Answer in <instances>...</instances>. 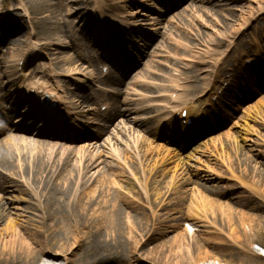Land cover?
<instances>
[{
	"label": "bare ground",
	"instance_id": "1",
	"mask_svg": "<svg viewBox=\"0 0 264 264\" xmlns=\"http://www.w3.org/2000/svg\"><path fill=\"white\" fill-rule=\"evenodd\" d=\"M66 1L57 0V4L50 3L49 7L54 9L62 7L68 11ZM136 1L144 4L149 2V0ZM136 1L91 0L83 11L67 12V18L73 19L72 25L66 21L64 16L57 19L56 23L51 22L52 26L76 28L77 37L71 35L70 32L65 34L61 30L50 35L56 37L55 39L48 36L38 41L39 43H32L33 51L25 50L20 53L12 73H8L4 57L0 58V108L4 109L7 115L16 110L28 90H35L42 96L50 98L58 107L68 110L67 114H63L64 116L73 118L71 125L66 129H63L66 123H60L57 119L44 120L38 124L31 122L26 125L23 115L29 116L32 110L22 108L19 117L9 128L11 133L23 136H9L0 147L4 148L6 154L4 158L0 155V187L5 190H14L17 194V197L11 198L0 195V264H36L37 262L39 264H112L121 262L123 256L128 260L133 259L135 264H146L140 258L141 247L135 244V234L138 228L147 225L148 227L154 226L157 234L180 233L178 231L180 222L192 221L190 208H187V211L183 210L188 192L193 195V192L189 190L190 177L199 176L205 183L219 179L207 170L191 172L181 165L179 169L172 172L171 176H165L169 165L156 162V157L147 148V144L144 145L143 139H138L132 152L133 159L135 158L136 165L138 164L140 176L145 175V170L149 171L151 177L147 179L148 183L156 190L157 187H159L158 190L163 189L162 197L165 198L164 206L166 207L157 214L155 210L149 211L152 209L151 203L146 202L143 209H147L149 215L139 213L142 219L131 216V212L139 209L131 206L126 200L122 191L125 187L120 185L122 183L130 186L125 172L127 168L107 157V150L111 151L112 144H114L111 140L105 139L100 143L97 140L108 132L109 139L116 136V141H118L121 134L134 133L136 128L145 129L147 123L137 117L138 112L144 109L159 113L156 117L160 114L161 116L169 115L170 110H178L181 108L177 105L178 101L188 96V85L181 84L176 101H170L167 106H163L162 110H158L161 103L159 97L162 95L155 97L138 95L134 88L140 81L135 79L125 84L124 90H116L109 94L112 97H122L123 111L117 104H112L108 115L100 114L99 110L96 112L89 107H84V109L88 108L84 113L82 108L89 103L87 98L83 95L72 96V92L75 88L79 89L84 82L93 83L94 78L87 70L93 68L94 65L88 56L90 46L82 45L81 40L85 39L89 44L95 42L94 44H97L101 50L105 44L104 47L113 54L114 52L109 47L110 43L104 42L106 41L104 38L116 39L118 36L123 37L122 35H133L134 33L142 36L140 28H145L144 30L155 38L179 42L184 51L187 70L191 68L194 59L200 60L208 57H216L220 61H232L233 70L239 69L240 71L244 69L241 59L258 61L263 73L260 74V70L256 71L258 80L257 85H254L264 92V0H233L241 1L237 6L231 5L229 0H181L180 6H184V10L169 18L167 17L179 8L177 0H173L171 5H168L171 8L165 10V16L159 18L158 16L152 18L149 14L150 9H147L144 4L136 5L134 3ZM151 1L160 4L162 0ZM34 2L35 0H29L28 4L34 7ZM107 2H111L112 5ZM23 3H25L24 0H15L10 3L11 9L6 14L0 11V25H6L5 35L17 36L25 30L21 17L17 13L21 7L25 13L24 17L28 19L31 16V21L36 23L35 14L28 13V5ZM127 3L133 5L127 7ZM130 8L133 11L128 12ZM44 12L49 13L48 10ZM113 12L117 13L114 16L119 22H123V25L112 24L113 17L110 14ZM158 13L160 12L157 11ZM95 16H98L99 31L91 33V38L86 37L84 30L90 27ZM51 18L52 14L46 17V19ZM164 20L166 22L162 23ZM105 22H110L108 29L102 28ZM113 42L117 46L115 50H119L118 43ZM134 43L136 44V41ZM22 44L20 39H7L4 43L0 42V48L13 47L14 52H19ZM148 48L145 47L142 54L152 59L154 56L148 52ZM68 49L73 51V55L65 53ZM127 53L131 52L127 51ZM105 54L108 55V52ZM21 60H24V64L19 70ZM34 60L40 62L39 70L25 72ZM45 61L46 64H44ZM236 63L238 64L235 65ZM177 72L173 70V73L178 74ZM20 74L22 77H18ZM209 74H213L212 77L215 74L218 78L222 71L215 66L211 72L202 71L200 73L202 76ZM260 75H263V80ZM60 77H66L68 82H61ZM234 78L239 79L238 74H235V77L229 76L224 82L234 83ZM116 84L120 86L122 83L117 82ZM208 88L200 92L197 98V100L204 98V101L196 108V115L193 114L194 111L191 108L182 106L187 110L189 119L198 121V126H200L198 118L201 117L203 121L207 114L201 106L211 103V99L216 95V93L208 95ZM220 89L221 87L217 90ZM192 91L197 90L193 88ZM241 91L243 95L240 100L244 99L245 105L254 99L253 95L257 94L252 93L257 92L253 89L251 91L242 89ZM96 93L99 97L105 96L102 90L97 89ZM246 94H249L248 97L245 96ZM261 96L258 102L259 110L255 109L257 110L256 116L251 114L253 112L251 106L245 110L251 122H255L254 119L257 117V121L263 127L262 132L258 131L259 137L255 136L256 139H253L254 136L249 135L246 144L248 156L245 160V170L250 176L251 183L246 186L248 194L241 206L253 213L236 216L232 213V207L221 203L216 204L219 209L224 210L223 214L219 215L224 220V237L236 248L245 250L248 255H253L248 249L250 243H257L252 238V234L258 229H264V148L261 152L254 149L259 146L264 147V93H261ZM92 99L95 100L93 96L90 100ZM232 99L236 100V96ZM7 101L10 102L9 105ZM141 101L147 103L146 107L138 105ZM105 105L107 104L102 106ZM233 110L238 109L235 106ZM86 113L111 123L112 130L106 131L108 127L105 123L98 125L95 135L88 133L85 137L78 136L82 131L79 128L80 125H87V122H84ZM175 114L172 112L167 121L157 123L153 132L155 138L163 139L161 131L166 125L171 134L175 132L182 138H188L192 134V129L183 126L180 117L176 118ZM118 118H120L119 123L114 125V121ZM217 121L215 119V122ZM0 124V136H2L3 131L8 127L2 121ZM227 125L228 122L220 128L221 130L219 129L220 132ZM24 136H29V138ZM47 137L49 141L37 140ZM200 155L206 157L205 153L201 152ZM129 159L131 160L130 157ZM128 174L130 175L129 171ZM255 199L259 202H254ZM203 204L205 210L211 206L206 201ZM75 208L78 209V214L84 222L77 221ZM119 211L123 215L124 228L113 226L114 217L117 222L119 220L116 216ZM90 226L93 229L91 231L88 230ZM195 226L202 227L199 223ZM201 231L197 230L198 233ZM102 234L104 236H101ZM57 236L60 238L56 240ZM123 238L124 242H122ZM183 238L184 236L180 234L174 237L177 240ZM199 239L200 236L196 235L189 241L197 245L196 240ZM78 250L80 251L78 258L70 259L69 256ZM192 254H194L190 259L192 264H207L210 261L207 252L199 247L194 249ZM173 257L171 262L166 261L163 264H191L187 259L178 260L174 255ZM216 261L218 264H235L232 254L228 252L219 256ZM122 263L125 262L122 261ZM239 264H252V262Z\"/></svg>",
	"mask_w": 264,
	"mask_h": 264
},
{
	"label": "rangeland",
	"instance_id": "2",
	"mask_svg": "<svg viewBox=\"0 0 264 264\" xmlns=\"http://www.w3.org/2000/svg\"><path fill=\"white\" fill-rule=\"evenodd\" d=\"M13 1L15 0H1L0 11L5 14L7 10L11 9L10 3ZM71 1L72 0H68V4H70ZM84 1L89 2L90 0ZM24 2L25 3L23 4L26 5L27 3L28 5V13L31 12L35 14L34 17H36V23H33L31 21V16L29 22L30 25H28L26 19L22 18L23 24L26 27L22 34L26 32L27 33L25 37H22L21 41H29L30 36L28 35L30 33V29H32V34L37 35V39L41 40H44L46 39V37L56 34L61 30L65 34L70 30V28L68 27L58 28L52 26L53 23L51 22L56 23L57 19H61L62 17L66 16V9H62V7H58V9L49 7L50 3L57 4V0H35L33 5L34 7H32L31 4H28L29 0H24ZM229 2L231 5L237 6L241 1L229 0ZM134 3L136 5L144 4L137 1ZM111 4L112 3L110 2V5ZM127 4V7L133 5L130 3ZM144 6L147 9H150L151 12L149 14H151L152 18L157 17V14L155 15V12L153 11L154 7L152 5V2L145 3ZM85 7L86 6H82L81 4L74 5L72 6V9L75 10H72V13L78 9H83ZM45 10H48L49 13L44 12ZM182 10V7L179 8L177 12H174V14L168 16L167 18L176 15L177 13H181ZM131 11H133V9H128V12ZM17 13L19 16L24 15L23 9L19 10ZM48 14L49 16L52 14L51 19H46ZM68 21L71 22V19L69 18ZM114 22L116 25H118V22ZM164 22H166V20H164L162 23ZM95 25L96 22H93L91 26L85 30V33L89 35ZM5 28L6 26L1 27L0 30L2 31ZM71 33L74 34V31H71ZM145 33L147 40L142 41V45L150 46L149 52L152 55H155V58L151 60L149 58H144L142 55V58L138 59L139 64L134 69H132L133 71L129 72V74L127 73L124 81L122 82H124L125 84L127 82H131L133 78L138 79L140 83H137L138 85H135L134 88L137 94L149 97H155L162 94L166 96L165 98L162 97V99L160 100L162 105V101H164V105L166 104L167 100L169 101L167 94L170 92L173 85L185 83V85H188V96L187 98H183L180 101V104L184 103L186 107H191L192 109L196 108V105H198L199 102L202 101H198L197 97H199L198 95L201 91L208 88V84L212 76V74L202 76L200 75V73H202V71L211 72L213 70V67L215 66L218 70L224 71L223 74H227L228 70L232 69L227 65L231 64L232 61H220L216 57H208L201 60L194 59L190 66L191 68L187 70V68L185 67V65L187 64L184 62V51L182 45L179 42H173L165 38H155L151 33ZM50 37L53 39L56 38L52 36ZM7 39L9 38H5L4 40ZM126 44L127 42H125L124 45ZM28 47L33 50V48H31L30 45L26 43L20 49V52H23ZM127 47L129 46L124 47V49ZM130 48V50L134 54L132 58L135 59L141 56V54H139L135 50V48ZM136 48L141 51L143 50L142 48L137 46ZM0 51V58L4 57L8 73H12L17 61V58L12 57L14 52L13 49L0 48ZM93 51L95 53V50ZM65 53H68L69 55L73 54V52L69 49L65 50ZM246 62L247 60H244V63ZM100 66H102V64H100ZM246 67H248V69H250V72L253 73V64ZM39 68V63L33 62L28 70L31 71ZM99 68L100 67L96 66L91 70L93 77L95 78V83L97 84H100L98 82V78H101ZM173 70L178 71L177 75L179 78H175L173 76V74H176L173 73ZM221 75L222 74H220L219 76L221 77ZM248 78L249 77L247 76V79ZM59 80L65 81V77H61L59 78ZM213 80L218 81L216 76L213 77ZM242 82H238L235 88L231 89L230 96L238 95L241 97L240 88ZM95 83L94 85L96 86L97 84ZM102 83L103 85H112L114 82L113 80L106 79V81ZM242 85H249V82L244 81ZM218 86L219 83H216L215 89L211 91V94H214L216 92V98L212 100L213 108L209 107V105L206 106V110L212 111V114H209L201 127L196 130L198 134L200 133V137H196L192 140L190 138V140L185 141V139H182L180 136H177L176 133H173L169 137V140L157 139L153 136V132L156 126L155 124L156 121L162 120L164 118L153 119L156 117L157 113H155V111L144 109L142 111H139L137 117L147 123V127H145V129L136 128L134 130V133H128L127 135L121 134L119 138L117 137L119 139L118 141H116V136L110 137L111 139H109L107 133L103 135L99 141L100 143L105 139L107 141L111 140L114 144H112L111 151L110 149L107 150V157L113 159L118 165L123 164V166L130 172L129 175L128 171L125 170L127 181L130 186L122 183H120V185H122L121 187L126 188L122 189L123 194H125L124 196L126 200L131 204V206H135L139 209L136 212H131V216L139 217L140 219H142V217L139 215V213L141 212H143L144 214H148L149 211L155 210L157 214L160 213L162 208L164 209L166 207L164 206L166 201L164 202L165 198L162 197V193H164L163 189L158 190L159 187H157L156 190L148 183L147 179L151 177L149 171L145 170V175H143L142 177L140 176V169L138 167V164L136 165L135 158L133 159L132 156L136 140L143 139L144 145L146 143L147 148L154 153L156 162L169 165L165 176H171L172 172L175 169H179V166L181 165L185 166V168L191 172H201L207 170L208 172L214 174V176H217L219 178L214 182L205 183L199 178V176L190 177L191 184L189 186V190L193 192V195L188 192L183 210L187 211V208H190L192 221L180 222L178 226V231L180 233L164 232L165 234H157L156 231H154V226L148 227L147 225L138 228L137 234H135V244H139V246L141 247L140 258L144 262H146V264H163L166 261L171 262L172 258H174L173 255L178 260L187 259L192 264V261H190L192 255H194L192 254V251L197 247H199L202 251H206L208 256L210 257V261L207 264H218L216 259L219 256H223L225 252L232 254V258L234 261L233 263L235 264L249 261L252 262V264H264V229H258L254 234H252V238H254L257 243H250L248 249L252 252L253 255H248L245 253V250L243 251L239 248H236L230 241H228L224 237V220L219 217L221 213L223 214L224 210L219 209L216 205L217 203H221L224 206L232 207V213L236 216L253 213L246 207L241 206V203L244 201V198L248 194L246 192V186L247 184L251 183L249 180L250 176L245 170V160L248 156L246 144L248 143L247 137L249 135L251 137L254 136L253 139L255 138V136L259 137L258 131L262 132L263 127L260 125V122L257 121V117H255L256 119H254L255 122H251L250 117L245 114V110L247 107L251 106V108L253 109V112L251 114H253V116H256L257 110L255 111V109L259 108L258 102L262 96H256L251 102L247 103L246 105H243L240 102L239 107H241V111L234 113L231 109L225 106L224 103L232 107L228 102L230 101L228 99L229 97H227L228 95L223 96L222 91H217ZM226 86L227 84L224 83L223 89H225ZM110 87H112L113 89H117V86L115 85H112ZM193 88H195L197 91L193 92ZM107 89L108 88L106 86V90ZM118 89H120V87H118ZM258 92L260 91L258 90ZM217 97L220 98V101L217 100ZM121 100L122 98H120L118 101L121 102ZM108 101L110 102L109 104L112 103L111 100ZM138 103L139 106L143 107H146L147 105L145 101H141ZM96 109L98 110V107H96ZM120 109H124V107H121ZM215 114L219 117L229 118L230 122L228 126H226V128H224L220 133L217 132L214 134H210L209 131L211 130V128L209 126L213 125L211 119L213 120L215 118ZM18 115L19 114H16L15 117H17ZM219 121H221L220 118ZM228 132L230 133L228 137H226ZM169 134L170 132L168 131V128H164V130L162 131L163 137L168 136ZM219 134H221V136H218ZM11 135L16 134L8 133L4 138L0 139V147L2 146L1 144H3ZM24 137L29 138V136ZM37 140L43 141L41 139ZM182 143H184L185 145L181 146ZM263 148L264 147L259 146L255 147L254 149L261 152L263 151ZM4 152V148H0V155H2L3 158L6 157V154ZM201 152L205 153V158L200 155ZM129 157L131 158V160L129 159ZM0 195L8 198L14 196L17 197V194L14 192V190H5L1 187ZM18 196L20 197L21 195ZM205 201L211 205L209 208H206V210L205 205L203 204V202ZM146 202L151 203L152 209H150L149 211L147 209H143ZM254 202L258 203L259 201L255 199ZM75 210V212L77 213L75 214L78 216L77 221L84 222L83 218L78 214V209L75 208ZM211 211L213 212L211 213ZM116 216L117 219L119 218V220L117 222V220H115L116 217H114L115 222L113 226L117 228H124L125 222L123 221L122 212L119 211ZM71 222L72 221H70V223ZM197 223H199L202 227H196L195 224ZM64 225L66 224L64 223ZM88 230H93L92 226H90ZM197 230H203L200 232L202 233V235L198 233ZM178 234L183 235L184 238L179 240L174 239V237ZM196 235L200 236V239L196 240L197 245L193 241H189L193 236ZM101 236H104V234H102ZM59 238L60 237L57 236L55 239L57 240ZM124 241L125 239L123 238L122 242ZM143 241H145L144 244ZM79 255L80 251L78 250L74 251L73 254L69 257L70 259H77ZM122 259V261H124L125 263H122L121 261L112 264H126V262L128 264H135L133 262V259L128 260L125 256H123ZM82 261L83 259L80 262L82 263ZM36 264H39V262H37Z\"/></svg>",
	"mask_w": 264,
	"mask_h": 264
}]
</instances>
